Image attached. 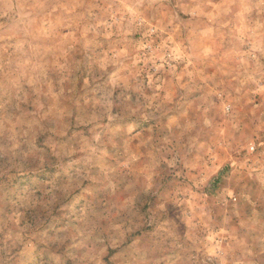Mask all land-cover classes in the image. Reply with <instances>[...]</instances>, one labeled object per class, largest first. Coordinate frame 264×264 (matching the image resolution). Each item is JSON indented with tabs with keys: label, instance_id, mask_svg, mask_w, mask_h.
Instances as JSON below:
<instances>
[{
	"label": "rangeland",
	"instance_id": "374dc122",
	"mask_svg": "<svg viewBox=\"0 0 264 264\" xmlns=\"http://www.w3.org/2000/svg\"><path fill=\"white\" fill-rule=\"evenodd\" d=\"M0 264H264V0H0Z\"/></svg>",
	"mask_w": 264,
	"mask_h": 264
}]
</instances>
